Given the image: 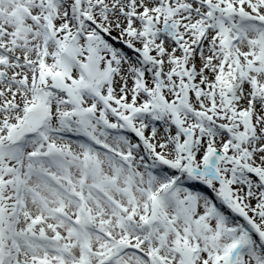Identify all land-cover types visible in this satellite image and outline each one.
Returning a JSON list of instances; mask_svg holds the SVG:
<instances>
[{
  "label": "snow or ice",
  "instance_id": "1",
  "mask_svg": "<svg viewBox=\"0 0 264 264\" xmlns=\"http://www.w3.org/2000/svg\"><path fill=\"white\" fill-rule=\"evenodd\" d=\"M0 264H264V0H0Z\"/></svg>",
  "mask_w": 264,
  "mask_h": 264
}]
</instances>
